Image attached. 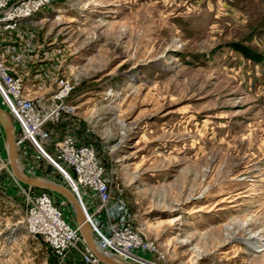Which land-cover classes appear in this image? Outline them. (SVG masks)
Wrapping results in <instances>:
<instances>
[{
  "label": "rangeland",
  "instance_id": "rangeland-1",
  "mask_svg": "<svg viewBox=\"0 0 264 264\" xmlns=\"http://www.w3.org/2000/svg\"><path fill=\"white\" fill-rule=\"evenodd\" d=\"M26 20L46 95L58 104L68 80L75 109L59 113L141 236L176 264H264V0H49ZM27 155L23 174L63 185ZM28 187L76 226L66 198L20 184L0 155V264H89L27 232Z\"/></svg>",
  "mask_w": 264,
  "mask_h": 264
},
{
  "label": "built area",
  "instance_id": "built-area-1",
  "mask_svg": "<svg viewBox=\"0 0 264 264\" xmlns=\"http://www.w3.org/2000/svg\"><path fill=\"white\" fill-rule=\"evenodd\" d=\"M48 1L0 0V26L14 28ZM70 90L68 80L60 78L53 93L58 104L46 115H39L33 99L25 95L23 78L12 72L0 50L1 105L19 131L17 148L27 155L30 145L35 147L59 171L63 185L83 208L97 247L106 255L132 264H176L166 260L155 242L141 236L132 225L133 217L127 207L112 199L105 169L93 147L80 144L73 134L53 141L50 131L44 127L60 110L74 112V106H65L62 102ZM28 189L31 192L30 187ZM31 193L24 222L27 232L41 237L57 256H63L73 248L86 263L99 264L80 236L78 227L61 216L49 194L40 190Z\"/></svg>",
  "mask_w": 264,
  "mask_h": 264
},
{
  "label": "crops",
  "instance_id": "crops-1",
  "mask_svg": "<svg viewBox=\"0 0 264 264\" xmlns=\"http://www.w3.org/2000/svg\"><path fill=\"white\" fill-rule=\"evenodd\" d=\"M26 22L27 20H22L12 29H7L4 26H0V50L3 54L5 62L11 68L12 72L15 75L23 78L25 85V95L33 99V102L36 105L37 113L41 116H44L52 109V107L54 108L55 101L51 100L49 93L46 95V92H48V87H46L45 80L41 78V66L34 65L35 56H32V54H34L32 42L30 41L28 34L25 33V30L23 31V29L20 28L23 27ZM27 80H29L31 83H37L35 85L37 91L27 87L25 84ZM69 120V117L60 115V113H58L47 121L45 128L50 131L53 141L59 140L66 134H74V129H76L75 123L71 122L70 124ZM0 130L2 131L5 141L1 125ZM76 138L80 144H83L78 136H76ZM0 148V155L8 160L6 142L5 146ZM18 154L20 155L22 161L25 160L26 163L28 160H30V158L34 159V157L31 155H23V151L21 150H19ZM35 166L39 167V163L38 165H33L32 163L27 164L26 167L27 169L32 170L35 169ZM11 194L15 196L16 191H12Z\"/></svg>",
  "mask_w": 264,
  "mask_h": 264
},
{
  "label": "water",
  "instance_id": "water-1",
  "mask_svg": "<svg viewBox=\"0 0 264 264\" xmlns=\"http://www.w3.org/2000/svg\"><path fill=\"white\" fill-rule=\"evenodd\" d=\"M0 125L4 133L6 148H7V158L9 168L11 170L12 176L15 180H17L20 184L29 185L38 188H44L50 190L56 194L61 195L66 198L72 205L75 217H76V226L79 229V232L89 248L90 252L103 264H132L126 261H123L119 258L106 255L103 253L95 242L92 230L90 228V223L85 217V213L82 211L81 206L74 196L73 193L69 191L67 187L64 185L53 182L48 179H44L39 176H28L22 173V171L18 169V160L19 154L17 149L16 142V132L15 126L8 115V113L0 107Z\"/></svg>",
  "mask_w": 264,
  "mask_h": 264
},
{
  "label": "bare ground",
  "instance_id": "bare-ground-1",
  "mask_svg": "<svg viewBox=\"0 0 264 264\" xmlns=\"http://www.w3.org/2000/svg\"><path fill=\"white\" fill-rule=\"evenodd\" d=\"M18 167V169H19V171L21 170L20 169V167L19 166H17ZM81 209H82V211L84 212V210H83V208L81 207ZM85 213V212H84ZM85 217H86V215H85ZM90 228H91V230H92V227H91V225H90Z\"/></svg>",
  "mask_w": 264,
  "mask_h": 264
}]
</instances>
